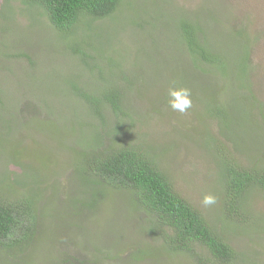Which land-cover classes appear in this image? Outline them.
Segmentation results:
<instances>
[{
    "label": "rangeland",
    "instance_id": "obj_1",
    "mask_svg": "<svg viewBox=\"0 0 264 264\" xmlns=\"http://www.w3.org/2000/svg\"><path fill=\"white\" fill-rule=\"evenodd\" d=\"M3 1L0 0V136L10 130V122L19 124L11 135L0 137V183L8 182L14 191L4 196L14 201L23 194V189L14 186L12 180L29 181L37 172L42 183L37 181L33 191L47 197L39 205L43 208L38 212L39 219L44 210L47 213L45 205L53 199L62 205L52 215L63 204L72 205L69 213L55 218L59 221L57 226L53 223L41 226L40 222L38 231L45 242L39 239L20 255L0 248V264H113L103 260L108 249H120V260L127 264L128 252L133 248L147 250L149 255L144 261L130 260L128 264H189L181 255L172 258L158 253V249L152 253L161 240L141 228L150 219L131 206L129 191L112 192L114 199L109 201L99 194V187L91 183V177L82 179L77 174V166L87 155H100L96 150L102 148L98 146L113 150L141 145L158 155V164L179 195L210 221L222 224L220 196L214 205L202 204L206 194H218L219 190L217 163L211 159L212 150L204 147L214 145L209 139L226 142L231 131L226 124L203 116L201 107L213 96V103L224 100L231 104L230 111L244 132L237 129L233 120V137L238 143L228 146L235 148L230 156L245 165L257 162L264 166V0H135L129 7L122 4L113 20L97 24L106 26L104 32L107 31L110 40L108 36L98 40L90 31L91 41L105 55L101 50L91 53L94 58L86 60L89 64L75 61L65 49L67 42L43 16L32 17L18 0H8L5 6ZM156 5H164L161 12L171 21L179 13L189 15L207 33L208 40L204 38L209 48L229 54L232 65L239 57L248 58L244 74L247 78L234 73L232 67L228 77L212 73L214 69L210 66H207L210 75L199 74L180 36L159 27L164 20L162 15L153 21L159 34L156 37H171L162 38V44L150 43L145 36L143 39L145 32L133 27L131 18L138 13L144 18L149 11L153 15L152 8ZM99 27L94 31L98 32ZM238 31L243 34L236 36ZM84 36L79 33L82 39ZM94 62L100 64L104 79L93 71ZM245 81L244 94L234 89L233 84ZM116 82L124 103L132 105L131 116L143 115L138 128L127 124L128 134L116 132V122L110 113L108 122L99 123L70 90L75 84L80 91L94 92L99 88L110 89ZM173 86L189 88L194 94L191 108L184 113L173 111L167 103L168 90ZM243 104L247 112L239 110ZM257 123L260 125L254 130ZM29 193L30 198L35 196ZM248 202L249 208L252 207L248 222H261L264 229V194L254 192ZM92 218L95 222L90 221ZM228 230L231 247L250 244L257 252L246 264H264V231L254 232L249 235L252 237L239 239L242 241L237 243L235 229ZM21 259L26 261L21 263Z\"/></svg>",
    "mask_w": 264,
    "mask_h": 264
},
{
    "label": "trees",
    "instance_id": "obj_2",
    "mask_svg": "<svg viewBox=\"0 0 264 264\" xmlns=\"http://www.w3.org/2000/svg\"><path fill=\"white\" fill-rule=\"evenodd\" d=\"M18 1L32 17L41 15L48 21L52 28L67 42V48L65 49L69 50L68 52L75 58V61L89 64L86 60L91 57V53L101 50L104 54V51L97 47L94 41H91L93 35L99 37L98 40L109 35L106 33L107 31L104 32L106 26L99 27L97 24L106 19L113 20L117 16L116 14L120 13V8L123 7L122 4L129 7L134 4L135 0H128V2H124L125 0ZM3 3V6L9 4L8 0H4ZM162 6L164 5L154 6V9L152 8L154 11L153 15H150L152 12L149 11L148 13L145 12L146 16L144 18L140 16V13L131 18L130 23L133 27L145 32L142 36L143 39L145 36L150 43L162 44V38L171 37V35L156 37L159 34L153 21L157 15H162L164 20L158 24L159 27L171 29L180 36L199 74L208 75L211 71H207V66H210L209 68L214 69L212 73L216 72L221 77H228L231 67L235 71L234 73L238 72V74L244 76L247 71L245 63H249L248 58L239 57L236 59V64L232 65L229 54L212 51L209 48L205 40V38L208 40L207 33L204 32L201 25L195 20H191L189 15L182 16L180 13L171 21L168 15L166 17V15L162 14ZM98 27L101 31L95 32L94 29H98ZM90 31L93 32V35L90 34ZM78 32H83L85 38L79 37ZM241 34H243L241 31L235 33L236 36H241ZM250 43L253 45L251 41ZM248 48L250 49V46ZM98 55L100 56L101 53ZM110 58L111 56L108 59ZM92 65L93 71H98L100 78L104 79V72L100 64L94 62ZM238 74H231V76H239ZM244 77L247 78V74ZM123 80L126 81V78H123ZM246 83V81L245 83H235L233 84L234 89L244 94L246 92ZM70 90H73L72 93L76 98L82 101L83 109L93 115L99 123L105 124L108 122L106 118L107 114L110 113L114 117L116 122L115 130L119 134H123L121 132L128 134L127 124H130L129 127L134 129L141 125L143 115L138 114L136 118L133 115L131 116L132 105L124 103V95L117 82L116 84L113 83L110 89L99 88L94 92L80 91L75 84L72 85ZM193 96L194 94L191 91V99L195 98ZM236 99L238 100V98ZM214 101V96L211 100H207L205 107H201L203 110L202 115L207 116L215 123L226 124L231 131L226 142H217V139L212 138L213 140H209L214 145L204 147L207 151L212 150L210 151L211 159L217 163L218 167L217 181L219 190L218 194L215 193L214 196L218 198L220 196V199L223 200L221 212L224 217L223 225L210 221L190 201L179 195L174 190L168 175L158 164V155L148 152L150 150H146L141 145L113 150H102L103 147L98 146V148H102L96 150L100 155L92 157L87 155L82 163L77 166L76 171L82 179L86 178V176L91 177V183H97L99 187V194L109 198V201L114 199L111 198L114 193L121 190L129 191L128 193L132 196L131 206L136 211L144 214L147 219H150V221L141 224V228L148 232V235L161 240L156 243V246L152 245L156 247L152 250V253L157 252L156 249H158V253L169 254L172 258L181 255L186 257L189 264H237V262L246 264L252 255L257 254V252L252 246L250 247V244L242 248H237L235 245L234 248L231 247L228 241V236L230 235L228 229H235L233 235L237 234V243L242 241L239 239L244 240L252 237L249 235L254 232L259 234L264 231L261 222H248V219L251 220L249 212L252 210V207L249 208L250 202L248 200L254 192L259 195L264 194V166L262 164L259 165L257 162L245 165L230 156V151L235 148L228 149V146L238 143L236 137H233L235 132L232 131V121H236L238 130L243 132L244 130L239 125L235 114L231 113V104L225 103L224 100L220 104H217V102L213 103ZM240 109L246 112L248 110L244 104L243 106L239 105ZM10 124L13 128L11 127L9 131H6L4 136L11 135L16 128H19V124L15 122H10ZM259 125L257 123L253 126V129L256 130ZM206 135L208 134L206 133ZM235 147L237 148V146ZM169 149L171 150V148ZM159 153L163 155L162 149H159ZM31 170V168H28V171L32 174ZM34 174L35 176L29 178V181L25 179L27 182L23 181L20 183L16 181L17 179L12 180L14 186L22 187L21 189L24 190H22L23 194L15 198L14 201H10L4 196L7 192L11 194L14 192L12 191L13 186L8 182L0 183V248L9 254L16 253L20 255L26 249L32 247L39 239L44 241L41 237L42 233L38 231L40 222L41 226L47 224L49 226L51 223L57 226L59 221L55 218L61 214L69 213L68 210L71 209L70 205L72 203L63 204L55 212V215H52L51 213L59 205H62L57 202V199H53L45 205L47 213L44 210L42 219H39L38 212L43 209L39 205L47 197L40 192L35 193L33 191L35 183L37 185L39 181L42 183V180L37 177V172H34ZM8 177L6 178L8 179ZM26 190H29L35 196L30 198L31 194L29 192L27 194ZM85 203L83 202L82 204ZM76 205L79 204L76 203ZM220 219H222L221 216ZM90 221L95 222L93 218ZM255 225L258 226L256 229L253 228ZM219 227L223 228V231H220ZM49 234H52V232ZM127 249L128 247L126 246L125 251ZM106 253L103 260L113 264H124L121 262L123 260H120V249H108ZM128 253H130L127 257L128 263L130 260L144 261L149 255L147 250H135L134 248ZM24 261L26 259L20 260L21 263Z\"/></svg>",
    "mask_w": 264,
    "mask_h": 264
},
{
    "label": "clouds",
    "instance_id": "obj_3",
    "mask_svg": "<svg viewBox=\"0 0 264 264\" xmlns=\"http://www.w3.org/2000/svg\"><path fill=\"white\" fill-rule=\"evenodd\" d=\"M167 103L173 111H179L180 113L186 112L192 106L191 90L180 86L170 87ZM216 202L217 197L212 194H206L202 200L204 206H211Z\"/></svg>",
    "mask_w": 264,
    "mask_h": 264
}]
</instances>
